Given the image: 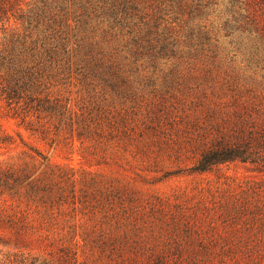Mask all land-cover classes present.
I'll list each match as a JSON object with an SVG mask.
<instances>
[{
	"label": "rangeland",
	"instance_id": "obj_1",
	"mask_svg": "<svg viewBox=\"0 0 264 264\" xmlns=\"http://www.w3.org/2000/svg\"><path fill=\"white\" fill-rule=\"evenodd\" d=\"M10 21L0 43L22 29ZM221 56L128 68L99 117L74 85L56 87L68 101L35 123L45 134L0 101V264H264V162L195 171L205 147L264 112V64Z\"/></svg>",
	"mask_w": 264,
	"mask_h": 264
},
{
	"label": "trees",
	"instance_id": "obj_2",
	"mask_svg": "<svg viewBox=\"0 0 264 264\" xmlns=\"http://www.w3.org/2000/svg\"><path fill=\"white\" fill-rule=\"evenodd\" d=\"M17 6L0 0L4 30L11 18L22 26L0 43V101L35 133H46L36 122L55 121L66 107L68 97L55 95L56 87L74 85L83 113L99 117L106 93L126 84L127 69L137 71L141 62L154 71L175 59L216 63L220 55L248 67L264 64V0H41L29 11ZM259 149L264 112L205 147L195 171L264 162Z\"/></svg>",
	"mask_w": 264,
	"mask_h": 264
}]
</instances>
